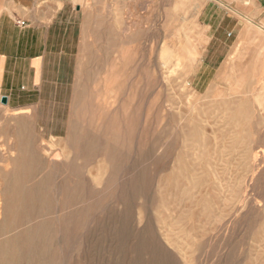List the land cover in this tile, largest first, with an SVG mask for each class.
I'll use <instances>...</instances> for the list:
<instances>
[{"label":"rangeland","instance_id":"1","mask_svg":"<svg viewBox=\"0 0 264 264\" xmlns=\"http://www.w3.org/2000/svg\"><path fill=\"white\" fill-rule=\"evenodd\" d=\"M233 2L23 1L54 21L0 90V264H264V29Z\"/></svg>","mask_w":264,"mask_h":264},{"label":"crops","instance_id":"2","mask_svg":"<svg viewBox=\"0 0 264 264\" xmlns=\"http://www.w3.org/2000/svg\"><path fill=\"white\" fill-rule=\"evenodd\" d=\"M23 1L26 0L19 3L4 0L0 4V90L10 77L17 75L16 72L21 75L23 64L24 73L27 67V74H34V88L38 83L37 77L43 76L47 38L53 31L54 15L47 17L45 11L36 8L35 4L29 7L32 11L24 15L26 7ZM233 4L236 13L228 14V17L248 18L264 29V0H234ZM22 22H25L24 26L20 25Z\"/></svg>","mask_w":264,"mask_h":264},{"label":"bare ground","instance_id":"3","mask_svg":"<svg viewBox=\"0 0 264 264\" xmlns=\"http://www.w3.org/2000/svg\"><path fill=\"white\" fill-rule=\"evenodd\" d=\"M129 27H130V26H129ZM127 29H128V28H127ZM129 29H130V28H129ZM199 90H200V89H199ZM189 98H190V96H189ZM28 112H29V111H28ZM28 112H27V113H28ZM19 113H20V112H19ZM42 144H44V143H42ZM42 144H41V145H42ZM44 145H45V144H44ZM44 145H43V146H44ZM46 145H47V144H46ZM43 146H42V148H43ZM48 147H49V146H48ZM50 148H53V147L51 146ZM50 148H49V150H50ZM40 149H41V148H40ZM54 149H55V148H54ZM54 149H53V150H54ZM261 150H262V149H261ZM50 151H51V150H50ZM45 152H46V150H45ZM47 152H48V151H47ZM41 153H42V152H41ZM52 153H53V152H52ZM262 153H263V152H261V154H262ZM55 155H57V154H55ZM55 155H54V156H55ZM49 156H50V155H49ZM54 156H53V157H54ZM262 156H263V154H262ZM56 157H57V156H56ZM56 157L53 158V159H56ZM59 157H60V156H59ZM258 157H259V156H257L256 159H258ZM57 158H58V157H57ZM254 158H255V157H254ZM59 159H60V158H59ZM59 159H57V160H59ZM51 160H52V159H50V161H51ZM60 160H62V159H60ZM255 161H258V160H255ZM54 163H55V162H54ZM254 163H255V162H254ZM49 167H50V166H49ZM259 167H261V166L259 165ZM256 168H257V167H256ZM258 169H259V168H258ZM258 171H259V170H258ZM250 184H251V182H250ZM251 202H252V201H251ZM256 202H257V201H256ZM253 203H255V202H253ZM254 205H255V204H254ZM255 206H257V205H255ZM253 207H254V206H253Z\"/></svg>","mask_w":264,"mask_h":264},{"label":"water","instance_id":"4","mask_svg":"<svg viewBox=\"0 0 264 264\" xmlns=\"http://www.w3.org/2000/svg\"><path fill=\"white\" fill-rule=\"evenodd\" d=\"M0 101L2 104H7L9 102V97L6 95H1L0 94Z\"/></svg>","mask_w":264,"mask_h":264}]
</instances>
